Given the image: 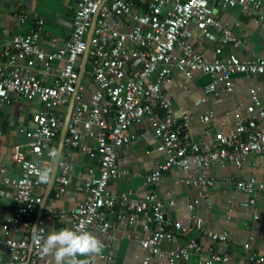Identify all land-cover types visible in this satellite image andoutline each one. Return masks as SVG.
Segmentation results:
<instances>
[{
    "label": "built area",
    "instance_id": "built-area-1",
    "mask_svg": "<svg viewBox=\"0 0 264 264\" xmlns=\"http://www.w3.org/2000/svg\"><path fill=\"white\" fill-rule=\"evenodd\" d=\"M212 2L243 6L249 17L264 26V4L260 0H77L73 32L65 47L54 54L39 47L45 25L39 20L29 35L16 36L0 49V100L39 99L45 107L32 119L35 129L30 156L20 146L13 147L12 160L19 164L21 176L5 180L14 188L16 205L14 216L3 225L0 235V247L9 255L6 264L49 263V256L40 255L33 234L31 237L17 234L20 229L31 231L35 227L34 216L43 203L47 185L39 175L45 169L51 170V162L45 159L56 155L55 139L64 127L65 114L75 93L65 144L92 158L99 157L100 166L99 176L86 183L88 197L67 214L68 220L74 222V229L88 232L97 229L108 234L116 225L135 228L143 220L147 223V234L139 238L140 245L162 263L176 264L193 255L208 254V264H232V241L228 234L203 229L209 244L189 239L186 244L163 250V243L171 241L176 236L173 234L188 233L196 216L190 217L186 226L168 216L164 202L156 194L133 198L130 194L115 195L108 190L111 181L122 175L119 155L120 150L132 142L130 128L144 118L156 125L157 139L165 153V160L158 163L149 176L155 185L162 180L165 171L178 168L189 174L183 179L185 183L198 188L211 187L215 181L204 170L217 164L242 168L251 154L264 157V106L257 92L246 107L247 116L238 118L227 132L213 128V112L202 115L204 134L195 138L189 129L191 113L176 111L163 89L164 81L175 67L187 79L197 73L211 77L204 92L213 96H218L222 90L233 91L235 74H264L263 57L241 59L230 54L224 59L208 60L194 47L189 31L192 24L208 40L215 41L220 32L234 47L244 44L214 13ZM97 12L96 27L90 39L88 72L86 69L77 86ZM123 17H132L136 24L125 29ZM23 19L19 17L20 21ZM178 46L183 52L182 61H176ZM52 60L62 64L53 66ZM86 93H89L88 99ZM56 110L62 111V115L55 113ZM87 139L96 142V151L86 145ZM72 171L68 155L62 156L54 185L57 194L63 193L69 185ZM235 184L247 195L259 191L264 197L262 180L238 179ZM201 196L206 197L202 193ZM254 203L255 199L251 198L249 205ZM111 214L117 220L113 224L108 219ZM36 228L41 238L48 234L44 220L39 219ZM244 248L250 250V243ZM150 260L151 257H146L143 264H149ZM246 261L247 264H264V251L248 255ZM206 263L201 261V264Z\"/></svg>",
    "mask_w": 264,
    "mask_h": 264
},
{
    "label": "crops",
    "instance_id": "crops-1",
    "mask_svg": "<svg viewBox=\"0 0 264 264\" xmlns=\"http://www.w3.org/2000/svg\"><path fill=\"white\" fill-rule=\"evenodd\" d=\"M260 1L264 4V0ZM211 6L218 18L225 25H229L244 44L236 48L228 43L220 32H217L215 41L208 40L196 29L195 24H192L189 29L191 42L199 52L208 60L224 59L230 54H235L241 59L264 58L263 25L249 17L243 6L230 7L222 2H212ZM76 10L77 0H0V49L9 45L16 36L29 35L36 28L37 22L43 20L45 25L40 33L38 45L54 54L70 40ZM20 16L24 18L22 21L19 20ZM122 22L123 27L128 30L136 24L132 17H123ZM175 57L176 61L184 59L180 46L175 50ZM51 63L53 66L62 64L58 60H52ZM42 67L41 65L40 68ZM86 69L88 72V65ZM232 79L233 91L222 90L218 96L206 95L204 88L211 82V77L197 73L192 79H187L186 75L175 67L169 78L164 81L163 89L171 98L176 111L187 110L191 113L189 129L195 138H201L205 130V125L200 121L202 115L213 112V128L227 132L238 118L247 116L246 107L254 93H258L264 106V74H235ZM88 96L89 93H86L87 99ZM44 110L45 107L39 99L11 102L0 100V235L3 234V225L10 221L16 209L14 188L6 184L5 180L19 179L21 176L19 164L12 160L13 147L20 146L22 151L30 156L32 133L35 129L32 119L35 114ZM54 112L62 115V111ZM66 115L67 112L65 117ZM129 134L132 142L123 147L119 155L122 175L111 181L108 190L115 195L130 194L133 198L142 197L147 193L156 194L164 202L168 216L186 226L189 225L190 217L196 216V222L189 227L188 233L173 234L176 236L171 241L163 243V250L168 251L178 244H186L189 239L209 244L210 240L202 231L205 229L229 235L232 241V264H247L248 255H257L264 251V197L259 191L254 195H247L235 184L238 179L256 178L264 181V157L251 154L242 168L232 164H217L204 170L215 181L211 187L198 188L185 183L183 179L189 174L178 168L165 171L162 180L155 185L149 180V176L156 165L165 160V153L157 139L156 125L149 118H144L141 122L133 123ZM60 136L61 132L55 139L56 153ZM86 145L96 151L94 140L87 139ZM67 155L73 165L70 183L61 194H57L53 188L41 212L40 219L46 222L48 233L64 227L74 229V222L68 220L67 214L88 197V179L99 176V157L92 158L80 149H72L65 144L62 156ZM54 159L55 157L45 159L52 165L49 178ZM49 178L46 181L45 193ZM201 193L206 197L201 196ZM251 198L255 199L253 205H249ZM40 206L34 216L35 220ZM108 219L112 224L117 222L113 214L108 215ZM146 225L143 220L135 228L116 225L108 234H103L97 229L91 230L92 234L103 241V251L99 255L83 256L80 259L84 264H143L146 257H151L149 264H167L141 247L139 238L147 234ZM32 231L20 229L17 235L31 237ZM246 243H250V250H245ZM8 258V253L0 247V264H6ZM208 258V254L193 255L189 260H181L176 264H201V261L208 264ZM48 264H53L51 256Z\"/></svg>",
    "mask_w": 264,
    "mask_h": 264
},
{
    "label": "clouds",
    "instance_id": "clouds-1",
    "mask_svg": "<svg viewBox=\"0 0 264 264\" xmlns=\"http://www.w3.org/2000/svg\"><path fill=\"white\" fill-rule=\"evenodd\" d=\"M49 170H43L39 179L46 182ZM33 227V241L39 244L38 251L42 256H51L53 264H84L83 256H95L102 253L104 243L88 231H78L72 228L53 230L41 238Z\"/></svg>",
    "mask_w": 264,
    "mask_h": 264
},
{
    "label": "water",
    "instance_id": "water-1",
    "mask_svg": "<svg viewBox=\"0 0 264 264\" xmlns=\"http://www.w3.org/2000/svg\"><path fill=\"white\" fill-rule=\"evenodd\" d=\"M106 1L107 0H103V2H106ZM97 18H98V12L94 15L93 23H92V26H91V29H90V32H89V35H88L87 49H86L85 54L83 55L82 63L80 65V79H79V82H78L77 86H79V84L81 82V79H82L83 75L86 72V65H87L88 54H89V49H90V39H91V37L93 35V32L95 30L96 23H97ZM75 96H76V93L73 95V97L71 99V102H70V105H69V108H68V111H67V115L65 117L64 127L61 130L59 146H58L57 153H56V156H55V159H54V164H53L52 172H51V175H50V178H49V181H48V187H47L46 193L44 195L43 203L40 206V210H39V213H38V216H37V219H36L35 228L37 226L38 220L41 217V212H42V210H43V208H44V206H45V204H46V202L48 200V197L50 196V194H51V192H52V190L54 188V185H55V181H56V177H57V173H58V165H59V162H60V159H61V156H62V152H63V149H64L65 140H66V137H67L68 125H69L70 117H71V114H72V111H73V107H74V104H75Z\"/></svg>",
    "mask_w": 264,
    "mask_h": 264
}]
</instances>
